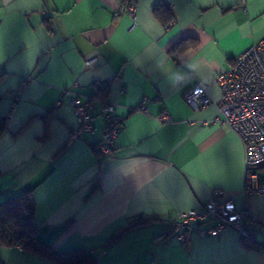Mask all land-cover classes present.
<instances>
[{
	"label": "crops",
	"instance_id": "0c3cea01",
	"mask_svg": "<svg viewBox=\"0 0 264 264\" xmlns=\"http://www.w3.org/2000/svg\"><path fill=\"white\" fill-rule=\"evenodd\" d=\"M136 2L132 17L122 0H0V199L34 186L42 241L56 252L90 249L97 264H264V248L233 228L191 230L186 243L164 237L169 219L202 209L215 189L264 229V193L241 194L245 149L219 123L215 83L264 37V0ZM160 3L168 25L154 14ZM183 40L195 45L171 54ZM196 81L212 99L200 110L184 98ZM73 96L93 103L94 133L80 128ZM105 102L123 121L109 155L97 147ZM257 172L264 180V166ZM133 221L148 222L111 240ZM0 260L57 264L6 246Z\"/></svg>",
	"mask_w": 264,
	"mask_h": 264
},
{
	"label": "built area",
	"instance_id": "2783aa9c",
	"mask_svg": "<svg viewBox=\"0 0 264 264\" xmlns=\"http://www.w3.org/2000/svg\"><path fill=\"white\" fill-rule=\"evenodd\" d=\"M122 1H126L125 9L135 17L136 0ZM93 61L88 60L86 64L90 65ZM215 83L222 90L219 109L223 118L219 123L226 124L237 133L245 149L246 184L241 194L264 193V180L257 172L259 167L264 166V37L240 53L230 67L219 70ZM184 98L194 110L212 102L209 85L199 81L185 90ZM72 105L80 128L94 133L93 103L73 96ZM141 107L144 109V103ZM100 113L104 120V138L98 148L103 155H109L113 152L123 121L117 115L114 103H103ZM162 118L166 120L168 116ZM202 225L205 227L202 228ZM226 228H233L241 239L252 243H257L259 236L264 237V229L246 218L235 197L224 198L223 191L215 189L202 209L180 212L169 219L164 234L186 243L191 230H196L199 235H217Z\"/></svg>",
	"mask_w": 264,
	"mask_h": 264
},
{
	"label": "trees",
	"instance_id": "16d2710c",
	"mask_svg": "<svg viewBox=\"0 0 264 264\" xmlns=\"http://www.w3.org/2000/svg\"><path fill=\"white\" fill-rule=\"evenodd\" d=\"M126 1L123 2V7ZM125 10V9H123ZM155 16L165 25L170 24L174 17L168 7L162 3L154 9ZM187 40L181 41L170 49L171 54H181L190 45ZM7 118L0 122V136L6 128ZM99 146V145H98ZM97 146V147H98ZM96 148V147H95ZM35 187L31 186L24 189L20 194L0 199V246L22 247L23 250L40 253L51 257L57 264H97L90 249H76L64 252H56L52 247L42 241L39 236V226L36 224V202L33 197ZM245 216L247 215L244 213ZM148 221H133L118 231L112 241L120 238L128 230L147 223ZM169 238L171 236L165 235ZM245 245L252 249L264 248L263 243H252L243 240ZM3 264V263H2Z\"/></svg>",
	"mask_w": 264,
	"mask_h": 264
},
{
	"label": "rangeland",
	"instance_id": "374dc122",
	"mask_svg": "<svg viewBox=\"0 0 264 264\" xmlns=\"http://www.w3.org/2000/svg\"><path fill=\"white\" fill-rule=\"evenodd\" d=\"M2 198V197H1ZM2 200V199H1Z\"/></svg>",
	"mask_w": 264,
	"mask_h": 264
}]
</instances>
